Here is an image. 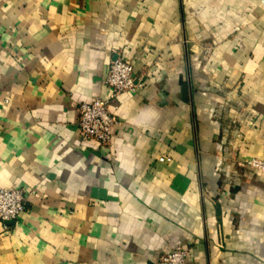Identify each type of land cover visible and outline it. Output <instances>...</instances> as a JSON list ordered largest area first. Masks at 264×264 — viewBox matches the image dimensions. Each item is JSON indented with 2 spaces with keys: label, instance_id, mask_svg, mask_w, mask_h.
Wrapping results in <instances>:
<instances>
[{
  "label": "crops",
  "instance_id": "obj_1",
  "mask_svg": "<svg viewBox=\"0 0 264 264\" xmlns=\"http://www.w3.org/2000/svg\"><path fill=\"white\" fill-rule=\"evenodd\" d=\"M136 92L107 147L78 106ZM263 0H0V264H264Z\"/></svg>",
  "mask_w": 264,
  "mask_h": 264
},
{
  "label": "built area",
  "instance_id": "obj_2",
  "mask_svg": "<svg viewBox=\"0 0 264 264\" xmlns=\"http://www.w3.org/2000/svg\"><path fill=\"white\" fill-rule=\"evenodd\" d=\"M105 84L111 88L108 98L95 97L91 102H82L78 106V127L82 140L103 147L111 145L113 128L119 123L113 101L123 92H136L140 81L134 74L132 63L117 57L109 65ZM245 165L264 172L263 160L252 158ZM25 201L22 189L0 187V222L17 221L25 211ZM187 254V250L179 246L163 254L157 264H189Z\"/></svg>",
  "mask_w": 264,
  "mask_h": 264
}]
</instances>
